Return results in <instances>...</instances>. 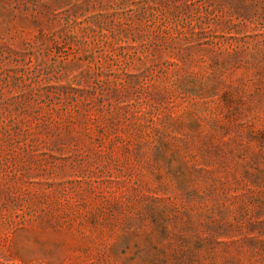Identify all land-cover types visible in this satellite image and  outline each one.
Masks as SVG:
<instances>
[{
	"label": "rangeland",
	"instance_id": "obj_1",
	"mask_svg": "<svg viewBox=\"0 0 264 264\" xmlns=\"http://www.w3.org/2000/svg\"><path fill=\"white\" fill-rule=\"evenodd\" d=\"M0 264H264V0H0Z\"/></svg>",
	"mask_w": 264,
	"mask_h": 264
}]
</instances>
